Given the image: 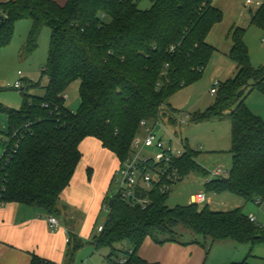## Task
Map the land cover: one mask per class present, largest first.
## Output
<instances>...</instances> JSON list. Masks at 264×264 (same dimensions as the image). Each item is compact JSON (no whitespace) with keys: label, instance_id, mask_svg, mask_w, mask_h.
<instances>
[{"label":"trees","instance_id":"16d2710c","mask_svg":"<svg viewBox=\"0 0 264 264\" xmlns=\"http://www.w3.org/2000/svg\"><path fill=\"white\" fill-rule=\"evenodd\" d=\"M143 2L150 7L140 9ZM212 2H0V48L10 43L18 21L31 23L26 55L35 49L41 29H49L42 69L47 79L43 96L24 94L21 88L20 109H1L8 129L5 138H0V204L18 203L54 214L81 159L79 145L84 139H96L121 165L131 153L133 138L141 132V121L155 123L167 112L177 113L166 106L167 99L197 82L215 51L206 39L221 23L222 12ZM250 24L264 27V0L251 15ZM244 34L239 27L227 33L231 41L228 57L236 68L234 77L218 82L213 103L189 117L194 124L225 118L230 123V172L227 178L206 182V189L255 203L264 200V120L247 108L244 98L251 91L264 95V66H251ZM73 82L79 83V107L74 113L65 105V92ZM241 90L244 94L238 98ZM168 121L175 124L171 117ZM183 150L182 156L174 158L179 178L203 174L195 161L197 152L187 143ZM143 194L150 199L144 209L129 206L117 195L110 197V206L109 198L103 199L107 218L91 243L96 250H108V264H118L119 252L123 264H159L138 256L141 245L147 238L159 246L185 245L180 240L181 230L209 239L211 244H264V229L250 222L241 209L216 212L195 203L169 208L167 192L162 193L158 186ZM117 244L127 249L118 251ZM79 248L80 241L74 239L67 250L69 261ZM247 258L231 264H248ZM30 264L52 263L32 255Z\"/></svg>","mask_w":264,"mask_h":264},{"label":"rangeland","instance_id":"374dc122","mask_svg":"<svg viewBox=\"0 0 264 264\" xmlns=\"http://www.w3.org/2000/svg\"><path fill=\"white\" fill-rule=\"evenodd\" d=\"M253 4H246V0H213V7L222 12V21L216 24L206 42L215 48L210 57L200 79L179 90L166 101V106H171L177 113H166L160 119V123H151L139 136H144L146 131H152L156 139H161L165 146L171 145L173 149L183 150L184 143L189 148L197 152L196 162L203 170V174H189L176 180L167 190L166 205L169 208L175 206H185L191 203V197L198 193L204 194L206 202L200 206H209L212 211L228 212L234 209H241L248 218L253 217L256 224L264 229V206L255 203H245L239 197L231 193L214 194L208 191L205 183L212 178V172L221 169L220 178H227L231 168V143H230V123L228 119L220 121H208L198 124L190 122L189 115L195 112H202L214 101V95H210V90L216 82H225L232 75L234 63L228 57L231 48V41L227 37L228 31L232 27H239L245 30L243 42L247 48L249 61L252 67L264 66V27H257L250 24L251 15L255 13L257 7L255 2L261 0H250ZM150 4L143 2L140 9H148ZM31 23L28 20L18 21L15 24L13 36L10 43L0 48V138L4 139L7 133V120L1 109H20L22 105V94L20 89H14L13 85L20 81L23 93L42 97L44 87L47 84L46 77L42 74L44 68L49 42V29L43 27L37 37L35 49L26 55L24 48L29 35ZM23 80V81H22ZM78 82H73L66 90V108L74 113L79 107ZM244 103L250 105L253 111L262 113L264 119V95L251 91L244 98ZM167 109V107H166ZM255 113V112H254ZM168 117H171L175 124H170ZM181 120H183L181 122ZM100 148L99 142L94 138L84 140L81 145L82 158L80 159L75 172L81 168L86 173L87 167L91 169L90 178L95 188L100 190L101 199L110 198L117 195L119 185V168L110 176L107 172L109 163L107 159L101 157L93 149V144ZM155 148H138L132 151V156L140 153L141 156H154ZM3 148L0 145V156ZM89 162L91 166H86ZM115 164V163H113ZM74 172V174H75ZM86 176V175H85ZM80 192L83 188L79 187ZM101 202L97 203L96 221L92 227L83 225L86 216V207L82 204L76 205L70 219L67 218V225L71 227L75 235L81 238L83 246L79 248L66 264H108L105 256L108 254L106 248L96 250L91 243L92 237L98 233L97 227L103 225L107 218L106 206L101 207ZM77 206L79 208H77ZM71 216V215H70ZM181 241L198 240L202 248V258L200 264H231L240 263L247 258L248 264H264V244L251 246L247 243H236L233 241L217 242L211 244L209 239L196 237L190 232L181 230ZM89 235V236H88ZM90 237V238H89ZM123 246V247H122ZM118 251L125 250L124 245L117 244ZM119 252L118 259L122 258Z\"/></svg>","mask_w":264,"mask_h":264},{"label":"crops","instance_id":"0c3cea01","mask_svg":"<svg viewBox=\"0 0 264 264\" xmlns=\"http://www.w3.org/2000/svg\"><path fill=\"white\" fill-rule=\"evenodd\" d=\"M4 1L8 0H0V2ZM53 1L62 3V0ZM235 73L236 68L234 66L232 75L226 80L232 79ZM246 106L249 110H252L250 105ZM252 113L254 115L257 113L260 117L262 116V113L259 111H253ZM81 143L79 145L80 152L84 149V145L82 146ZM93 145L95 147L93 150L101 157L107 159L110 167L107 172L111 176L115 168L119 165L118 160L112 153L103 149L101 146L98 148L97 143ZM89 165L91 166L87 162L86 166ZM213 172L210 180L219 177V175L214 176ZM90 174L91 169L89 167H87L86 173H83L81 168L77 173L75 172L69 186L60 195L56 212L52 215H47L37 208L18 203L0 204V264H30L32 255L52 264H66L68 260L67 250L74 239L79 240L81 247L83 246L81 238L75 235L74 231L66 223L68 214L71 219L76 205L79 206V204H82L81 208L86 207V216L83 225L87 229L95 224L97 218L96 211L98 210L97 203L101 202L100 206L102 207L103 199H101V191L99 189L97 190L92 184ZM225 174L227 173L225 172ZM79 187L83 188L81 192L78 190ZM210 205L211 203L207 204L208 207ZM78 206L77 208H79ZM209 209L212 210L210 207ZM49 216L56 218L58 222V229L56 231L49 230L47 222ZM100 226L102 225H99L97 228ZM66 240L69 241L67 242ZM186 243L185 245L168 243L159 246L147 238L137 254L140 258L151 263L200 264L203 247L198 240L194 243L190 241H186Z\"/></svg>","mask_w":264,"mask_h":264},{"label":"built area","instance_id":"2783aa9c","mask_svg":"<svg viewBox=\"0 0 264 264\" xmlns=\"http://www.w3.org/2000/svg\"><path fill=\"white\" fill-rule=\"evenodd\" d=\"M246 4H253L250 0H246ZM261 1L255 2L254 6L259 7ZM22 83L20 81L13 85L14 89H21ZM218 90V83H214L210 95H215ZM183 120H181L182 122ZM157 121L153 124H158ZM151 123L148 121H141L139 123L140 130H144ZM155 148L156 154L154 156H141L138 153L132 156V151L138 148ZM184 150L173 149L171 145L165 146L161 139H156L152 131H146L145 135H136L131 143V153L124 159L119 168V189L117 196L120 201L127 203L129 206L146 208L150 199L146 196L148 191L158 186L162 193L167 192L170 185L179 179L177 169L174 167V158L182 156ZM221 169L213 172L214 176L220 175ZM205 202L204 194H196L192 197V203L202 205ZM258 206H264V200H257L255 202ZM250 222L256 224L254 218H249ZM48 227L51 231L58 229V222L56 218L49 216L47 218ZM257 225V224H256ZM101 231V226L97 230ZM68 242V240H66ZM124 259L118 260V264H123Z\"/></svg>","mask_w":264,"mask_h":264},{"label":"water","instance_id":"95a60500","mask_svg":"<svg viewBox=\"0 0 264 264\" xmlns=\"http://www.w3.org/2000/svg\"><path fill=\"white\" fill-rule=\"evenodd\" d=\"M0 19H1V17H0ZM243 94H244V91L241 90L240 92H238L237 97L241 98L243 96ZM212 180H215V179H212ZM111 202H112V199L109 198V206L111 205Z\"/></svg>","mask_w":264,"mask_h":264}]
</instances>
